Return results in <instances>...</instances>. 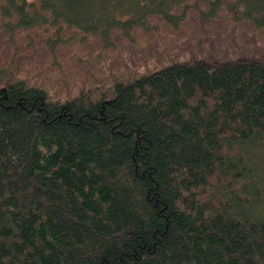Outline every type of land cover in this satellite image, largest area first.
Listing matches in <instances>:
<instances>
[{
	"label": "trees",
	"instance_id": "trees-1",
	"mask_svg": "<svg viewBox=\"0 0 264 264\" xmlns=\"http://www.w3.org/2000/svg\"><path fill=\"white\" fill-rule=\"evenodd\" d=\"M87 1L0 0V264H264V0Z\"/></svg>",
	"mask_w": 264,
	"mask_h": 264
},
{
	"label": "rangeland",
	"instance_id": "rangeland-1",
	"mask_svg": "<svg viewBox=\"0 0 264 264\" xmlns=\"http://www.w3.org/2000/svg\"><path fill=\"white\" fill-rule=\"evenodd\" d=\"M85 1H87V0H85ZM87 4H90V3H88V1H87ZM260 153H262V151L258 147L256 149V152L253 154L254 158L256 157V155L258 156V154H260ZM254 163L256 164L255 167L257 169V173L259 176V182H263V184H264V154L259 155L258 160H255ZM261 192H262L261 199H260L261 202H260V206L257 209V212L259 210V212L262 211V214H264V186H263Z\"/></svg>",
	"mask_w": 264,
	"mask_h": 264
},
{
	"label": "bare ground",
	"instance_id": "bare-ground-1",
	"mask_svg": "<svg viewBox=\"0 0 264 264\" xmlns=\"http://www.w3.org/2000/svg\"><path fill=\"white\" fill-rule=\"evenodd\" d=\"M60 86H61V85H60ZM61 87H62V86H61ZM61 87H60V88H61Z\"/></svg>",
	"mask_w": 264,
	"mask_h": 264
}]
</instances>
